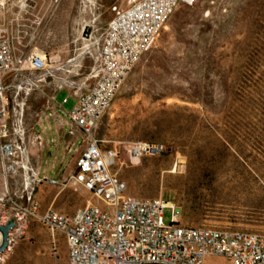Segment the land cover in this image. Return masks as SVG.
<instances>
[{
  "label": "rangeland",
  "instance_id": "1",
  "mask_svg": "<svg viewBox=\"0 0 264 264\" xmlns=\"http://www.w3.org/2000/svg\"><path fill=\"white\" fill-rule=\"evenodd\" d=\"M112 2L57 0L32 45L47 60L76 57L100 36ZM76 71L55 69L49 78L58 85L89 69ZM24 96L10 103L11 111ZM64 96L57 93V102ZM74 104L69 96L60 111L66 114ZM96 135L119 152L112 170L125 181L126 194L160 195L176 204L186 225L264 232V0H196L177 8L128 75ZM134 141L161 150L130 161L126 148ZM50 173L60 182L46 185L49 191L66 185L59 170ZM64 191L68 196L58 203L96 202L83 186ZM171 216L172 208L164 207V222ZM6 264H66L63 234L31 221Z\"/></svg>",
  "mask_w": 264,
  "mask_h": 264
},
{
  "label": "built area",
  "instance_id": "2",
  "mask_svg": "<svg viewBox=\"0 0 264 264\" xmlns=\"http://www.w3.org/2000/svg\"><path fill=\"white\" fill-rule=\"evenodd\" d=\"M56 1L0 0V161L4 175L17 173L22 149L18 142L8 139L11 109L6 90L19 78L35 84L24 67L33 71L46 68V56L33 48L32 40ZM195 1L127 0L125 8L113 7V17L95 40L98 62L93 83L79 91L68 112L69 120L87 141L76 159L73 179L104 206L88 202L67 214L51 207L39 211L38 201L31 196L27 197L30 205L10 195L1 196L0 225L12 219L14 226L8 230L0 264H6L31 221L51 233L63 234L66 264H264V232L186 225L176 204H168L160 195L126 194L125 181L112 170L119 152L104 147L103 139L96 135L128 75L155 44L170 15L180 4ZM14 40L27 52L15 55ZM10 71L12 83L5 85L3 75ZM151 147L145 141L131 142L126 148L127 159L137 160ZM40 180L59 184L50 177ZM166 206L172 208L169 223L163 220ZM212 258L220 261H209Z\"/></svg>",
  "mask_w": 264,
  "mask_h": 264
},
{
  "label": "crops",
  "instance_id": "3",
  "mask_svg": "<svg viewBox=\"0 0 264 264\" xmlns=\"http://www.w3.org/2000/svg\"><path fill=\"white\" fill-rule=\"evenodd\" d=\"M181 5L183 4H180L177 8ZM114 6L125 8L127 0H113L112 14L106 23L114 15ZM13 42L16 47L15 55L19 56L27 52L28 49L19 46L16 40ZM87 46L89 47L83 49L76 57H70L63 61L48 59L47 66L42 71H33L24 67L25 74L35 80L33 85L24 78H19L12 83L13 72L11 71L3 75L2 80L5 85L12 83L6 90L10 103L24 93L26 100L21 107L16 104L12 106L8 139L14 140L21 145L20 166L17 173L4 175L0 161V197L10 195L15 201L30 205L31 202L27 197L31 196L33 200L38 201L39 211L51 207L59 212L69 214L81 207L74 198L71 202H64L65 204L58 203V200L60 201L66 195L68 196L66 191H64L65 188L77 191L79 187H82L74 181L73 175L77 171L76 159L87 143L82 131L76 128L69 120V111L65 114L60 111V108L67 102L69 96L73 97L76 102L79 91L86 89L93 83L92 75L97 68L98 62L96 42L90 41ZM33 48L45 55L43 50L34 46ZM93 53L96 57L94 58L95 62L92 66H89L87 61H90ZM65 67L67 69H64ZM55 69H63L67 72L75 69L77 70V75L81 73L78 71L83 70V73H86L85 71H88V69L89 71L85 76L76 77L73 80L61 78L60 80L62 81L58 85L64 84V86L59 88L52 78H49L53 77ZM56 82H59V80ZM60 91H65L66 96L63 97L61 102H57L56 95ZM71 129H73V133H69ZM37 135L40 136L39 139H36ZM103 141L105 140L103 139ZM49 156L53 158L51 165H48ZM52 170H59V180L67 181L65 186L55 191H49L46 185L55 186L57 184L40 180L44 176L54 177L50 173ZM95 199L96 202L94 203L104 206L99 199Z\"/></svg>",
  "mask_w": 264,
  "mask_h": 264
},
{
  "label": "water",
  "instance_id": "4",
  "mask_svg": "<svg viewBox=\"0 0 264 264\" xmlns=\"http://www.w3.org/2000/svg\"><path fill=\"white\" fill-rule=\"evenodd\" d=\"M161 150V146L158 145L156 147L152 146L150 152H159ZM14 226V222L12 219H9L5 225H0V235H1V243H0V252L6 247L7 239H8V230Z\"/></svg>",
  "mask_w": 264,
  "mask_h": 264
},
{
  "label": "bare ground",
  "instance_id": "5",
  "mask_svg": "<svg viewBox=\"0 0 264 264\" xmlns=\"http://www.w3.org/2000/svg\"><path fill=\"white\" fill-rule=\"evenodd\" d=\"M172 167H173V168L170 169V171H171V172H174V171L176 170L177 166H176V164H174ZM197 181H198V180H197ZM197 181H196V182H197Z\"/></svg>",
  "mask_w": 264,
  "mask_h": 264
}]
</instances>
